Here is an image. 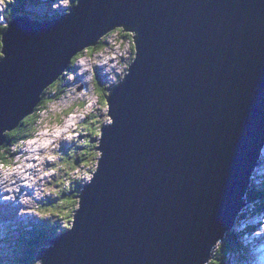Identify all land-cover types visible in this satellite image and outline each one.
I'll return each mask as SVG.
<instances>
[{
	"label": "water",
	"instance_id": "1",
	"mask_svg": "<svg viewBox=\"0 0 264 264\" xmlns=\"http://www.w3.org/2000/svg\"><path fill=\"white\" fill-rule=\"evenodd\" d=\"M131 31L111 122L70 228L40 264H206L242 211L264 146V0H77L13 17L0 57V146L74 56Z\"/></svg>",
	"mask_w": 264,
	"mask_h": 264
},
{
	"label": "rangeland",
	"instance_id": "2",
	"mask_svg": "<svg viewBox=\"0 0 264 264\" xmlns=\"http://www.w3.org/2000/svg\"><path fill=\"white\" fill-rule=\"evenodd\" d=\"M43 1V0H42ZM47 3H43L40 0H30V3L33 2V4H30L26 7L24 14L30 13V15H44L48 12V4L51 5V7L60 9L62 11L65 10L69 5H71V0H47ZM29 4V3H28ZM7 5L5 3V0H0V17L1 14H3L4 9H6ZM19 14V13H18ZM2 17L0 18L1 22ZM126 32V31H123ZM106 41L107 44H104L103 49H97L96 52L85 49L81 51V53L78 55V58L74 62L73 67L66 71L65 74V81H63V90L65 89V94L63 97L58 98L57 100L45 104L46 109L42 112H40L38 115L37 125L39 132L36 133L35 137L32 139H27L23 146L21 151H17L15 155H13L8 161H10L8 164L4 165L2 164V167L0 166V172L2 171V175L4 177L5 182L1 186V190H5L6 188H16L19 189L20 185L14 186V184H10L15 182V179L13 175V172L19 168V177L18 181L23 183L24 185H28L30 187H33V185L38 184L35 186V189L33 190L34 193H30L29 189H24V195L21 204H17L14 208L15 214H12V206H9L8 208H0V212H4L5 209V216H1L0 219V264H13L16 263L18 258L21 256V254L27 249L26 245L20 244L22 240L18 237L21 235L25 230L30 229V222H37L40 224L41 219L43 217H51L55 222L58 221L61 225H66L70 228V225L72 223V217H68L65 219H62L58 217L59 215H51L50 213H55L54 209L58 211V214L63 213L61 212V207L59 208H49L50 204H43L44 208L48 207V213H46V216H43L42 212L44 210L40 208V202L41 201H47L50 202L51 200L49 198H55L53 195L54 193L58 192V188L61 186L64 187L68 183L67 177L70 175H75L76 177L79 176L80 180H83L82 187L85 185L86 179L88 178L91 180L92 172L96 169L97 161L99 158V150L96 151L95 156L92 157L91 162L88 164H85V166H79L78 172L74 173L73 170L70 171L68 166H62L63 159L61 156L65 155V149H71L70 152L76 151V146H73L74 143L83 144L84 136H86V127L88 121L92 123H89V129L90 133L94 132L96 133V136L94 137V141L96 142V145L99 141L100 137V129L103 125L109 124L111 121L110 116L108 115V107L107 102L105 100V97L103 95L99 94L98 88L101 90V85L107 86L109 83L113 82L114 80H117L120 75L123 74V72L126 71L128 68V64L131 62L132 59V42L131 40H127L123 38V35H121L120 31H113L109 35H106ZM80 63L85 64L84 67H80ZM105 63L107 65L105 66ZM101 65V66H100ZM105 66V69H104ZM103 71L108 73L106 75H103ZM107 69V70H106ZM95 76L98 85L97 90H95ZM88 79V81L86 80ZM86 80V83L83 84V82ZM81 87V88H80ZM87 88V89H86ZM88 91V95L83 93V96H80V91ZM52 90L48 89L46 92V97L49 96L50 92ZM72 91V92H71ZM75 97L77 99H75ZM90 97V98H87ZM75 101V103L78 101V103H81V105H73L71 107V111H68L64 114V108L69 107L70 104H72ZM93 104V105H92ZM89 114V115H88ZM96 115L93 119L90 118L91 115ZM88 115V119L83 125V121L85 117ZM93 115V116H94ZM56 122H59L60 124H56ZM62 122V123H61ZM41 128L43 130L41 131ZM96 129V130H95ZM64 132H61V131ZM60 133H62L60 135ZM54 134H57L55 137ZM59 135V136H58ZM38 140V141H37ZM36 143V144H34ZM50 143V144H49ZM44 147V148H43ZM263 148V147H262ZM260 149V153L262 155V158H264V148ZM32 150L36 153L39 152V154H34ZM24 151V152H23ZM29 151V153H27ZM33 158L36 159L37 164L35 165V162H33ZM28 158V159H27ZM62 159V160H61ZM30 160V161H29ZM32 160V161H31ZM262 163H264V160L261 159ZM84 162H87L85 159ZM94 162V167H92L91 163ZM15 163V164H12ZM29 165H35L34 173L28 174L25 169ZM92 168V170H91ZM263 173L261 170H259L258 166L253 171V175L251 176L250 185L248 186V191H254L257 188H260L262 186V182L264 181V165L261 166ZM260 168V169H261ZM36 169V170H35ZM66 169V170H65ZM13 171V172H12ZM17 172V171H16ZM0 174V175H1ZM74 176V177H75ZM84 179H83V178ZM26 178V179H25ZM32 178V179H31ZM25 179V180H23ZM88 180V181H89ZM10 184V185H9ZM81 187V189H82ZM257 187V188H256ZM8 189V190H9ZM255 197V196H254ZM246 194V201H244V205L242 207V211L240 213V218H243L244 215L249 216L250 218H246L244 220H240L238 218L237 222L233 225L231 229L236 231L239 234V246L235 248V254L231 255V260H229L228 264H249L252 257H255L258 262L261 260L259 259L257 255V249L254 252L250 254L248 251L244 249V245L246 243H249L251 246L258 243L256 240L264 242V229L262 232L259 230L261 227H264V211H262L260 214L263 215L261 218H258L255 216V210L253 207H251L252 202L249 200H254L255 198ZM8 200H11L10 194H8ZM19 200V199H18ZM67 202V201H66ZM68 203V202H67ZM66 208L67 205H64ZM6 209L10 211V213L13 215L12 218H10L11 214H7ZM250 209V210H249ZM258 210V209H257ZM256 210V211H257ZM65 211V209H64ZM27 212V213H25ZM243 215V216H241ZM8 218H7V217ZM25 217V219L23 218ZM60 218V219H59ZM258 218V219H257ZM248 219V220H247ZM13 220L15 222H13ZM13 222V223H12ZM5 223V226L3 229L2 224ZM18 225H17V224ZM41 225H48L49 220H45L44 222H41ZM248 223L252 224L255 227V229H246L244 230V226H246ZM249 225V224H248ZM7 227V228H5ZM257 228V229H256ZM229 231V230H228ZM257 233V234H256ZM256 234V236H254ZM255 237V241H249L251 237ZM10 240H9V239ZM243 240V243H242ZM224 241V239H223ZM222 242V240L218 241L211 253L213 251L215 252L218 245ZM43 244V243H42ZM42 244L40 246H37V249H40L42 247ZM17 245H20L16 247ZM51 243L47 242L44 246H50ZM264 245V244H263ZM247 246L248 249V245ZM255 249V248H254ZM251 252V251H250ZM234 258V259H233ZM244 259V260H243ZM254 259V262L256 261ZM40 262V261H39ZM38 264V263H37ZM40 264V263H39Z\"/></svg>",
	"mask_w": 264,
	"mask_h": 264
},
{
	"label": "trees",
	"instance_id": "3",
	"mask_svg": "<svg viewBox=\"0 0 264 264\" xmlns=\"http://www.w3.org/2000/svg\"><path fill=\"white\" fill-rule=\"evenodd\" d=\"M36 1V0H34ZM55 1V0H53ZM48 1H44L43 3H47ZM5 3L7 5L6 9H4L3 11V17L5 20V24L4 23H0V53H1V49H2V42H1V37L2 34L4 32V30L6 29L7 25L9 24V22L13 19V17L15 15H17L18 13H24L25 9L27 6H29L30 4H33V2L30 3V0H5ZM29 3V4H28ZM77 3V0H72L71 5L70 6H74ZM48 9L50 10V12L52 13L51 15L46 14L45 16H41L39 15H30L32 18H44V17H53V16H58L62 13H64V11L60 10V9H56L51 7L50 4H48ZM121 29L120 33L121 35H123V38L127 39V40H131L132 42V57L135 55V45H134V38L132 36L131 33H129V31L123 32V28L122 27H118ZM115 31V29H114ZM108 32V34L112 33ZM106 35H104L97 43L96 46L94 47H89L88 49L95 51L97 49H103L104 44H107L106 41ZM81 53V52H80ZM79 53V54H80ZM77 54L76 56H74L72 58L71 61V65L70 67L72 68L74 65V62L76 61V57H78ZM1 56V55H0ZM132 61V59H131ZM131 64V62H130ZM129 67V66H128ZM125 73V72H124ZM120 75L117 79V83H119L122 79H123V75ZM66 74V73H65ZM65 74H62L53 84H51L48 88L45 89V91L43 92V94L41 95V101L38 103V105L35 107V110L32 114L28 115L27 117H25L20 123L19 125L8 132H5V136L6 139L4 141V143L0 146V163H5L8 164L10 161H8L13 155H15V153L18 151L22 150V146L24 144V142L31 138L34 137L35 134L39 131L38 129V125H37V120H38V114L42 111H44L46 108V105L57 100L58 98H61L64 96L65 94V89L63 90V81H65ZM98 81L96 80V76H95V90H97L98 85L100 86V84L97 83ZM111 83V82H110ZM107 85V86H103L101 85V90L100 88H98V93L103 95V97H105L106 100V95L109 92V89L113 86L112 84ZM50 89L52 90L49 94L48 97H46V92L47 90ZM46 104V105H45ZM81 105V103H78V101L75 103V101L70 104L69 107L64 108V114L68 111H71V107L73 105ZM89 115V114H88ZM88 115L85 117L84 121H83V125L85 124V122L87 121V119L89 118ZM94 115V114H93ZM91 115L90 118L96 116V115ZM89 120V119H88ZM59 123V122H58ZM89 123H91L90 121L87 122V124L85 126H87L86 128V136H84V141L83 144H79V143H74L73 146H76L77 150L73 151L72 153L70 152L71 149H65V155L61 156V158L63 159L62 162V166H68V168L74 171V173L78 172V167L81 166H85V164H88L89 162H91L92 157L95 156V153L97 151V146H96V142L94 141V137L96 136V133H90L89 129ZM92 125V123H91ZM96 130V129H95ZM9 133H15V135H9ZM100 153V152H99ZM61 159V160H62ZM85 159L87 160V162H84ZM94 162L91 163L92 167H94ZM89 165V164H88ZM95 168V167H94ZM66 170V169H65ZM92 170V168H91ZM75 176V175H74ZM72 178V176L70 175V177L68 176L67 179L69 180L68 183L64 186V187H60L58 188V192L54 193L53 195L55 196V198H49L51 201L47 202V201H41L40 202V208L39 211L44 210L42 213L43 216H46V213H48L47 211L49 210L48 207L44 208L43 204H50L49 208L53 207V208H60L61 207V212L58 214L59 210H55V213H50L51 215H59L58 217L65 219L68 217H72L74 216L75 210L77 209L78 206V194L81 190L82 184H83V180H80L79 176H75ZM83 178V177H82ZM84 179V178H83ZM264 180V179H263ZM257 188V187H256ZM248 195L254 197L256 199V201L254 200L252 203L254 205V210L256 212L257 211H262L264 210V181L262 182V186L260 188L255 189L254 191H248ZM251 200V199H250ZM68 203H67V202ZM64 205H67V207L65 208ZM65 209V211H64ZM243 216V215H241ZM50 219H48L47 217H43V219H41V222H44L46 219L49 220L48 225H41L42 223L40 222V224H38L37 222H30V229L29 230H25V232H23L21 235H19L18 237L20 238L22 245H26L27 249L21 254V256L18 258L16 263L13 264H39V253L40 250L42 249H37V246H40L42 243V247L50 241V239L52 237H54L55 235H57L58 233L68 229L69 227H67L66 225H61L59 223L58 225V221H54L51 217H49ZM59 218V219H60ZM71 226V225H70ZM252 227V226H251ZM249 229V228H247ZM239 234L234 231H227L224 237V241L222 239V242L218 245V247L216 248L215 252L213 251V253L211 254V257L209 259V261L206 264H228L229 260H231V255L235 252V248H237L239 246V244H241V242H239ZM9 239V238H8ZM10 240V239H9ZM243 243V240H242ZM244 245V243H243ZM20 245H17L16 247H18ZM240 247V246H239ZM245 247V245H244ZM19 248V247H18ZM246 248V247H245ZM236 254V252H235ZM233 254V256L235 255ZM234 259V258H233Z\"/></svg>",
	"mask_w": 264,
	"mask_h": 264
},
{
	"label": "bare ground",
	"instance_id": "4",
	"mask_svg": "<svg viewBox=\"0 0 264 264\" xmlns=\"http://www.w3.org/2000/svg\"><path fill=\"white\" fill-rule=\"evenodd\" d=\"M5 24V23H4ZM116 29H120V28H116ZM115 29V30H116ZM123 31H125L124 29H122ZM112 31H114V30H112ZM111 32V31H110ZM129 33H131L132 34V32L131 31H129ZM108 34V33H107ZM107 34H105V35H107ZM109 35V34H108ZM87 49V48H86ZM85 50V49H84ZM94 52H96V51H94ZM78 58V57H77ZM107 65V63H105V66ZM73 66V65H72ZM80 67H84L85 66V64H83V63H80V65H79ZM101 66V65H100ZM105 66H104V69H105ZM102 69V74L103 75H106V74H108V73H106V72H104L103 71V68H101ZM107 70V69H106ZM87 81H88V79H86ZM86 80L83 82V84H85L86 83ZM87 89V88H86ZM72 92V91H71ZM79 93H81L80 94V96H83L84 94L83 93H85V94H87L88 95V91H84V92H82V91H80ZM87 98H90V97H87ZM75 99H77L76 97H75ZM93 105V104H92ZM62 123V122H61ZM56 124H60V123H58V122H56ZM61 132H64L63 130L61 131ZM62 133H60V135H61ZM54 136L56 137L57 136V134H54ZM59 136V135H58ZM38 141V140H37ZM34 144H36V143H34ZM50 144V143H49ZM44 148V147H43ZM32 152H34L33 150H32ZM27 153H29V151L27 152ZM34 154H39V152L37 153H35L34 152ZM28 159V158H27ZM30 159H33V162H35V165L37 164V166L39 165L38 163H37V161H36V159H38V158H33V157H31ZM30 161V160H29ZM32 161V160H31ZM35 165H29V166H27L26 167V169H25V171L28 173V174H33L34 172V168H35ZM36 170V169H35ZM259 170H261L260 168H259ZM17 170H15L14 172H13V174H11V175H13L14 176V178H16L15 179V182H13V183H10V184H14V186H16L17 187V185H20V188L19 189H16V188H13L12 190H10L9 189V191H13L14 192V194H15V196L14 197H12V198H14V199H19V203L21 204L22 202V200L23 199H20V198H23V195H24V189H26V188H28L29 189V191H30V193L32 194V193H34V189H35V186L36 185H38V184H36L35 183V185H33V187H30V186H28V185H24L23 183H21L20 181H18V178L20 177L18 174H19V172H16ZM2 173V171L0 172V174ZM259 173H263V170H261V172H259ZM17 176H19V177H17ZM91 177H92V175H91ZM26 179V178H25ZM25 179H23V180H25ZM32 179V178H31ZM87 180V183L89 182L88 180V178L86 179ZM5 182H7L6 180H4V177H3V175L1 174L0 175V185H2V184H4ZM86 183V184H87ZM9 184V185H10ZM250 185V184H249ZM1 187V186H0ZM247 188L249 189V187L247 186ZM0 193H2V192H0ZM247 194H248V192H247ZM1 199V198H0ZM3 202H0V208H2V210H3V204H4V208H8L9 206H13L12 204H11V201H13L12 199L11 200H8V195H5L4 196V198H3ZM0 201H2V200H0ZM251 206L254 208V205H253V203L251 204ZM255 209V208H254ZM250 210V209H249ZM260 211H256V214H258ZM0 213H2V212H0ZM249 216H251V215H248V216H246V215H244L243 216V218H240V214H239V216H238V218L240 219V220H244L245 218L244 217H246V218H250ZM261 216H263V215H260L258 218H261ZM257 218V219H258ZM248 220V219H247ZM17 224V223H16ZM249 224V225H248ZM246 226H244L245 228H244V230H246L247 228H249L250 230L251 229H255V227L253 226V223L252 224H250V223H248ZM252 226V227H251ZM5 228H7V227H5ZM257 229V228H256ZM264 229V227H261V229H259L261 232H262V230ZM252 231V230H251ZM0 232H1V230H0ZM257 234V233H256ZM256 234L254 235V236H256ZM251 237V236H250ZM249 241H255V237H251L250 239H249ZM258 243H259V240H256ZM262 241H263V239H262ZM263 244H264V242H263ZM262 244V245H263ZM245 245H248L249 247H248V249L249 250H253L254 249V247L253 246H251L249 243H246ZM257 253V255H258V257H260L261 258V256L259 255V253H258V251L256 252ZM254 259L256 260V258H254V257H252L251 258V260H250V262H249V264H264V260L263 261H260V262H258L257 260L254 262Z\"/></svg>",
	"mask_w": 264,
	"mask_h": 264
},
{
	"label": "clouds",
	"instance_id": "5",
	"mask_svg": "<svg viewBox=\"0 0 264 264\" xmlns=\"http://www.w3.org/2000/svg\"><path fill=\"white\" fill-rule=\"evenodd\" d=\"M68 9H69V6L67 7V8H65V10H64V13L66 12V11H68ZM29 15V14H28ZM41 16H43V15H41ZM31 19H38V20H40V19H45V18H32V17H30ZM6 23V22H5ZM2 56V55H1ZM0 56V57H1ZM135 57V55L132 57V60H133V58ZM132 62V61H131ZM130 64V63H129ZM129 64H128V66H129ZM70 69H71V67H70ZM127 70V69H126ZM65 73H66V71H65ZM64 73V74H65ZM124 73V72H123ZM117 83V80H114L112 83H110V84H112L113 86L115 85ZM81 88V87H80ZM263 148H264V146H263ZM262 148V149H263ZM100 154V153H99ZM260 155H261V153H260ZM97 163H98V161H97ZM96 170V169H95ZM95 170H94V172H95ZM92 174H93V172H92ZM93 176V175H92ZM87 183V181L85 182V184ZM77 208H78V206H77ZM230 231V230H229Z\"/></svg>",
	"mask_w": 264,
	"mask_h": 264
},
{
	"label": "snow or ice",
	"instance_id": "6",
	"mask_svg": "<svg viewBox=\"0 0 264 264\" xmlns=\"http://www.w3.org/2000/svg\"><path fill=\"white\" fill-rule=\"evenodd\" d=\"M116 31H121V29H116ZM2 55V53H0ZM9 135H15V133H9Z\"/></svg>",
	"mask_w": 264,
	"mask_h": 264
},
{
	"label": "flooded vegetation",
	"instance_id": "7",
	"mask_svg": "<svg viewBox=\"0 0 264 264\" xmlns=\"http://www.w3.org/2000/svg\"><path fill=\"white\" fill-rule=\"evenodd\" d=\"M2 164H3V166L6 165L5 163H0V166H2ZM12 164H15V163H12Z\"/></svg>",
	"mask_w": 264,
	"mask_h": 264
},
{
	"label": "built area",
	"instance_id": "8",
	"mask_svg": "<svg viewBox=\"0 0 264 264\" xmlns=\"http://www.w3.org/2000/svg\"><path fill=\"white\" fill-rule=\"evenodd\" d=\"M96 167H97V165H96Z\"/></svg>",
	"mask_w": 264,
	"mask_h": 264
}]
</instances>
